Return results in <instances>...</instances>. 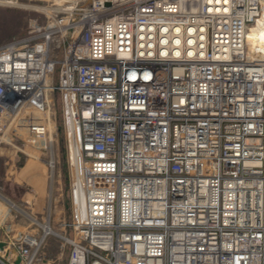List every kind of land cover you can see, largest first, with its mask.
<instances>
[{
    "label": "built area",
    "instance_id": "built-area-1",
    "mask_svg": "<svg viewBox=\"0 0 264 264\" xmlns=\"http://www.w3.org/2000/svg\"><path fill=\"white\" fill-rule=\"evenodd\" d=\"M45 10L0 45V144L31 148L51 190L60 95L71 217L60 235L49 217L29 219L39 239L6 233L0 264H42L51 235L67 264H264V57L248 43L264 0Z\"/></svg>",
    "mask_w": 264,
    "mask_h": 264
},
{
    "label": "rangeland",
    "instance_id": "rangeland-1",
    "mask_svg": "<svg viewBox=\"0 0 264 264\" xmlns=\"http://www.w3.org/2000/svg\"><path fill=\"white\" fill-rule=\"evenodd\" d=\"M8 1L15 2L16 5L0 6V45L24 37L33 26L44 25L46 18L43 9L56 3L55 0ZM248 43L251 50L260 52V56L257 55L258 58L264 57V17L259 24V28L249 31ZM54 100L58 148L56 152L55 183L51 190L48 181L49 173L42 166L34 165L37 162L31 158V148L21 145V142L18 143L21 148H24L26 154H30L29 157H26V154L24 156L5 142L0 144V195L9 197L13 201L12 204L15 208L9 205L10 213L17 214L20 218L28 219L31 226L30 231L34 230L29 235H34L37 239L41 237L42 231L33 225L32 220H29L30 218L44 225L47 217H49L51 230L55 234L60 235L61 228L59 223L62 220L70 221L72 211L68 163L69 150L61 119L60 95H55ZM22 174H27V178H29H22ZM33 179L36 182L38 181L37 185ZM38 190L42 193V201H44V204L42 202L40 207H38L39 209L35 204ZM20 203L22 205L17 206ZM77 204L80 209L81 200H79V196H77ZM16 208H19L21 212L15 213ZM43 228L47 232L49 230L48 224ZM37 231H39V235H35ZM68 250L69 248L64 247L57 236L51 235L41 245L42 259L45 262L52 261L54 264H65ZM7 253L12 259L16 255L14 250H9ZM0 257L6 259L7 254L1 253L0 250Z\"/></svg>",
    "mask_w": 264,
    "mask_h": 264
},
{
    "label": "crops",
    "instance_id": "crops-1",
    "mask_svg": "<svg viewBox=\"0 0 264 264\" xmlns=\"http://www.w3.org/2000/svg\"><path fill=\"white\" fill-rule=\"evenodd\" d=\"M22 178L28 179L29 177L27 178V174H22ZM35 182H36V180H34V183ZM37 182H36V185L38 184ZM39 190H40V187H39ZM39 190H38V196L35 200V204L37 205V208L40 207V204L42 202L44 204V201H42L43 200L42 199V197H43L42 193H40ZM12 203H13V201H11V199L9 197H5L3 195L2 196L0 195V223H1V226H0V245H1V247H5V248H6V244H5L6 240H5L4 235L6 233L13 239H19L21 236L29 235L32 232H34V230L30 231L31 226L28 222V219L20 218L17 216V214L10 213V209H9L10 206L9 205H11L12 207L15 208V206ZM19 205H22V204L20 203L17 206H19ZM16 211H15V213H18V211L21 212V210L19 208ZM36 234L39 235L40 234L39 231H37L35 233V235ZM6 252H8V250ZM8 257H9V255H8ZM9 259L13 264H18V262H19L18 258H17V254L15 255V257L13 259L11 257H9ZM42 264H54V262L43 261ZM65 264H67V256L65 259Z\"/></svg>",
    "mask_w": 264,
    "mask_h": 264
},
{
    "label": "bare ground",
    "instance_id": "bare-ground-1",
    "mask_svg": "<svg viewBox=\"0 0 264 264\" xmlns=\"http://www.w3.org/2000/svg\"><path fill=\"white\" fill-rule=\"evenodd\" d=\"M55 1L60 2L62 0H55ZM5 5H16V4H15V2H12V1L0 0V6H5ZM44 11H47V10L44 9ZM263 17H264V13H263ZM263 17H262V19H263ZM262 19L258 20L257 25L255 27H253L252 29H250L249 31L254 30L256 28H259V24L261 23ZM249 31H248V33H249ZM71 155H72V147H70V151H69V156H71Z\"/></svg>",
    "mask_w": 264,
    "mask_h": 264
},
{
    "label": "water",
    "instance_id": "water-1",
    "mask_svg": "<svg viewBox=\"0 0 264 264\" xmlns=\"http://www.w3.org/2000/svg\"><path fill=\"white\" fill-rule=\"evenodd\" d=\"M0 250H1V251L3 250V247H1V245H0Z\"/></svg>",
    "mask_w": 264,
    "mask_h": 264
},
{
    "label": "snow or ice",
    "instance_id": "snow-or-ice-1",
    "mask_svg": "<svg viewBox=\"0 0 264 264\" xmlns=\"http://www.w3.org/2000/svg\"><path fill=\"white\" fill-rule=\"evenodd\" d=\"M225 2H227V0H225Z\"/></svg>",
    "mask_w": 264,
    "mask_h": 264
}]
</instances>
